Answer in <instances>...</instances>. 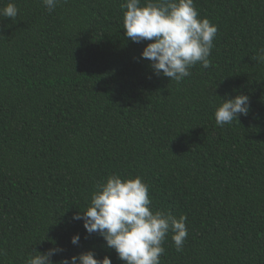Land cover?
Wrapping results in <instances>:
<instances>
[{"label":"trees","instance_id":"trees-1","mask_svg":"<svg viewBox=\"0 0 264 264\" xmlns=\"http://www.w3.org/2000/svg\"><path fill=\"white\" fill-rule=\"evenodd\" d=\"M14 3L0 16V264L62 249L124 264L73 220L107 176H140L153 211L186 216L161 264H264V0H194L217 28L209 56L181 82L153 74L150 41L124 35L126 0ZM144 0H142L143 4ZM249 97L223 127L220 99ZM79 235L77 246L70 242Z\"/></svg>","mask_w":264,"mask_h":264},{"label":"clouds","instance_id":"clouds-1","mask_svg":"<svg viewBox=\"0 0 264 264\" xmlns=\"http://www.w3.org/2000/svg\"><path fill=\"white\" fill-rule=\"evenodd\" d=\"M47 11L55 10L59 0H41ZM124 35L134 43L150 41L140 53L149 61L157 77L164 76L177 83L191 75L189 69L199 63L210 66L209 56L217 28L207 18H199L194 0H126L121 6ZM19 9L14 3L0 8V16L14 20ZM255 59L264 62V47L258 49ZM214 106V119L219 127L247 116L249 97L236 95L220 99ZM149 186L140 176L121 178L119 174L107 176L95 186L85 211L77 212L72 219L81 221L88 235L97 234L105 247L114 250L124 264H161L163 244L171 234L176 251H182L187 238L186 216L178 219L164 211L150 207ZM80 236L70 238L72 245L79 244ZM62 249L51 248L26 260V264H53L51 257ZM87 251L59 264H112L108 256L94 258Z\"/></svg>","mask_w":264,"mask_h":264}]
</instances>
